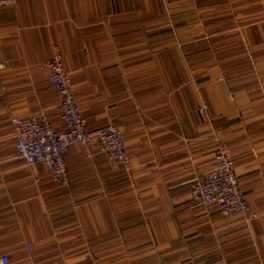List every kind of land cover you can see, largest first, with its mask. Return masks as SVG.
Returning <instances> with one entry per match:
<instances>
[{"label": "crops", "instance_id": "crops-1", "mask_svg": "<svg viewBox=\"0 0 264 264\" xmlns=\"http://www.w3.org/2000/svg\"><path fill=\"white\" fill-rule=\"evenodd\" d=\"M53 45L87 128L118 127L128 156L120 168L70 146L65 188L17 155L9 125L54 102ZM219 142L247 224L190 198ZM25 243V264H264V0L0 8V256L19 263Z\"/></svg>", "mask_w": 264, "mask_h": 264}, {"label": "built area", "instance_id": "built-area-1", "mask_svg": "<svg viewBox=\"0 0 264 264\" xmlns=\"http://www.w3.org/2000/svg\"><path fill=\"white\" fill-rule=\"evenodd\" d=\"M14 2L0 0V8L12 6ZM59 58V52L53 45L51 57L41 66L46 71L47 83L53 88L54 102L36 116L11 118L9 125L15 130L14 146L17 155L27 165H41L56 186L65 188L69 177L64 155L70 146L87 147L94 144L97 154L107 156L120 168L127 165L128 156L118 127L104 124L87 128L73 99L69 76L63 70ZM38 70L35 68L29 72ZM188 184L193 203L202 206L213 204L225 219L239 218L247 224L257 216L242 195L232 149L227 142L217 144L210 169L204 178H193ZM23 250L29 253L30 244L25 243ZM0 264H8L6 258L0 257Z\"/></svg>", "mask_w": 264, "mask_h": 264}, {"label": "rangeland", "instance_id": "rangeland-1", "mask_svg": "<svg viewBox=\"0 0 264 264\" xmlns=\"http://www.w3.org/2000/svg\"><path fill=\"white\" fill-rule=\"evenodd\" d=\"M47 81V80H46ZM24 245V244H23ZM22 245V246H23ZM23 248V247H22ZM32 248V247H31ZM32 250V249H31ZM23 252H24V254H23V256H21L20 257V259H23V260H20V262L19 263H15V264H25V261L27 260V258L29 257V256H27V254L29 255L30 253H31V251L29 252V253H26L24 250H23ZM0 257H3V256H0ZM5 258V257H4ZM6 260H7V263L8 264H12V261H11V259H7L6 258ZM13 261H15V260H13Z\"/></svg>", "mask_w": 264, "mask_h": 264}]
</instances>
